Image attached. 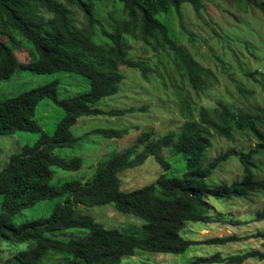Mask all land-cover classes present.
<instances>
[{
    "label": "trees",
    "instance_id": "obj_1",
    "mask_svg": "<svg viewBox=\"0 0 264 264\" xmlns=\"http://www.w3.org/2000/svg\"><path fill=\"white\" fill-rule=\"evenodd\" d=\"M96 1L107 0H0V82L10 78L20 66L14 45L22 35L34 45L30 50L32 58L23 64L24 68L38 74L73 72L91 83L89 92L66 99L60 98V83L52 82L0 100V136L17 132L40 134L34 145H26L12 155L0 172V244L6 242L7 247L28 244L11 259L15 264H46L52 253L64 256L60 264H117L126 257L133 258L137 251L180 255L194 244L181 235L189 223H214L209 215L210 199H248L252 194L264 192V179L254 176L255 159L264 153V108L244 116H236L226 106L200 108L196 119L185 100L182 107L188 108L187 121L178 132L156 137L142 132L132 147L105 160L89 181L54 184L55 167L65 171H79L83 167L81 157L67 159L55 153L59 148L78 146L81 137L75 135L74 127L81 118L123 117L143 110L102 106L104 99L118 94L124 80L120 73L122 66L139 69L147 78L150 64L131 56L134 41L140 40L144 55L150 51L173 54L180 76L193 89L202 88V67L184 46L173 41L168 26L157 17L159 12L174 7L182 23V5L190 3L199 13L202 0H114L113 3L123 4L126 15L123 21L100 10ZM234 1L252 3L264 11V0ZM76 8L83 12L82 17L75 15ZM137 32L140 38L135 36ZM46 99L65 110L55 134L45 131L37 120L38 107ZM94 132L107 139H122L129 133L123 128H101ZM235 134H250L257 144L247 151L228 150L206 165V151L213 135L233 140ZM166 148L187 157L181 177L163 174L142 188L122 190L120 174L142 166L148 158H154L168 171L172 163L164 156ZM231 157H237L243 165V179L210 186L207 179L212 171ZM46 201L56 202L49 216L42 214L41 204ZM107 204L142 219L143 225L132 232L107 229L95 217L78 209ZM39 206L44 217L19 223L14 219L19 213ZM254 221L264 224V209L256 213ZM72 229L87 230L88 234L60 237ZM252 237L262 240L264 248V229ZM240 239L228 235L202 242L225 245ZM254 257L264 260V252L252 250L229 258L216 253L196 262L243 264Z\"/></svg>",
    "mask_w": 264,
    "mask_h": 264
},
{
    "label": "rangeland",
    "instance_id": "obj_2",
    "mask_svg": "<svg viewBox=\"0 0 264 264\" xmlns=\"http://www.w3.org/2000/svg\"><path fill=\"white\" fill-rule=\"evenodd\" d=\"M109 1V2H108ZM114 0L96 1L98 8L109 13L117 21L126 19L123 4ZM100 3V4H99ZM182 23L174 7L159 12L158 19L164 22L171 38L177 45L184 46L194 60L202 67L201 89L196 90L183 79L175 64L173 54L150 51L144 55L140 49V40L133 42L131 56L136 60H146L150 64L147 78L136 68L122 66L120 73L124 80L117 95L106 98L102 106L105 109H143L127 113L123 117H83L74 127V133L81 137L74 148H59L55 153L67 159L81 157L84 161L79 171H65L55 167L54 184L67 181L92 179L97 168L112 154L132 147L142 132H150L154 137L178 132L187 121L188 108L199 118L200 108L213 109L226 106L236 116L252 114L264 108V11L252 3H238L234 0H202V7L197 13L189 3L182 5ZM82 17L80 9H74ZM137 38L139 33L135 35ZM15 45L19 63L31 60L29 50L33 42L20 35ZM12 45V44H11ZM13 46V45H12ZM9 79L0 82V100L17 97L26 91L59 82L61 99L71 98L91 90L90 81L77 73L57 72L38 74L29 69L17 68ZM187 107H182V101ZM65 117V110L50 99L44 100L38 107L37 120L45 131L55 134L57 126ZM101 128H123L129 133L122 139H107L94 131ZM40 138L39 133L17 132L13 135L0 136V172L8 165L12 155L19 153L24 146L34 145ZM257 144L250 134H235L233 140L213 135L211 145L206 151L204 163L228 150L247 151ZM165 158L172 163L168 171L154 158L140 167L129 169L120 174L122 190L131 191L156 182L163 174L168 177H181L186 170L187 157L175 155L170 148L164 149ZM254 176L264 179V153L256 159ZM244 177L243 165L237 157H231L220 163L207 179L210 186L223 183L231 184ZM209 215L214 223H189L181 235L193 241L187 250L180 254L152 253L137 251L132 257L124 258L117 264H209L196 262L199 258H208L219 253L223 258L244 254L255 250L264 252L262 240L252 237L264 229V224L255 222L256 213L264 209V192L249 196L248 199L209 200ZM2 199H0V206ZM55 201H46L39 208L28 209L19 213L14 219L19 223L49 216L55 208ZM83 214H90L107 229H119L127 232L137 230L144 221L132 214L123 213L114 204L97 207L79 206ZM42 212V214L40 213ZM87 230L72 229L60 234V237H84ZM236 235L241 239L225 245H209L202 241L213 237ZM28 244H13L10 247L0 244L2 264L11 261L16 253L26 249ZM10 255V256H8ZM62 254H50L46 264H60ZM5 264H15L12 261ZM219 264V263H211ZM243 264H264L258 257L250 258Z\"/></svg>",
    "mask_w": 264,
    "mask_h": 264
},
{
    "label": "clouds",
    "instance_id": "obj_3",
    "mask_svg": "<svg viewBox=\"0 0 264 264\" xmlns=\"http://www.w3.org/2000/svg\"><path fill=\"white\" fill-rule=\"evenodd\" d=\"M189 4H190V3H189ZM17 44H21V43L18 42ZM15 45H16V44H15ZM15 45H14V51L16 50V49H15ZM21 45H23V44H21ZM23 46H24V45H23ZM24 47H27V46H24ZM27 48H28V47H27ZM28 49H29V48H28ZM29 52H30V50H29ZM15 54H16V51H15ZM30 54H31V53H30ZM16 56H17V55H16ZM31 58H32V57H31ZM18 62H19V61H18ZM26 63H27V62H26ZM23 64H25V63H23ZM23 64L20 63V66L17 67V68H20V67H21V68H23V69H26V68L23 67ZM16 70H18V69H16ZM15 72H17V71H15ZM13 75H14V74H13ZM13 75H12V76H13ZM12 76H11V77H12ZM8 79H9V78H8ZM5 80H6V79H5Z\"/></svg>",
    "mask_w": 264,
    "mask_h": 264
}]
</instances>
